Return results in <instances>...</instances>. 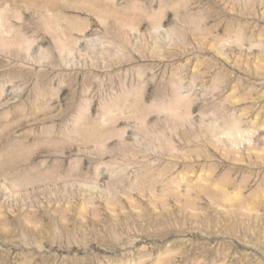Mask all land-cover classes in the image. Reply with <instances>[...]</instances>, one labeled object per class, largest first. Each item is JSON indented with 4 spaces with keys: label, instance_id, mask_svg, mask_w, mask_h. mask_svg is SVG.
Here are the masks:
<instances>
[{
    "label": "rangeland",
    "instance_id": "374dc122",
    "mask_svg": "<svg viewBox=\"0 0 264 264\" xmlns=\"http://www.w3.org/2000/svg\"><path fill=\"white\" fill-rule=\"evenodd\" d=\"M0 264H264V0H0Z\"/></svg>",
    "mask_w": 264,
    "mask_h": 264
},
{
    "label": "bare ground",
    "instance_id": "6f19581e",
    "mask_svg": "<svg viewBox=\"0 0 264 264\" xmlns=\"http://www.w3.org/2000/svg\"><path fill=\"white\" fill-rule=\"evenodd\" d=\"M226 126H227V125H226ZM227 127H228V126H227ZM233 130H234V129H233ZM232 132H233L234 134L237 133V131H231V133H232Z\"/></svg>",
    "mask_w": 264,
    "mask_h": 264
}]
</instances>
